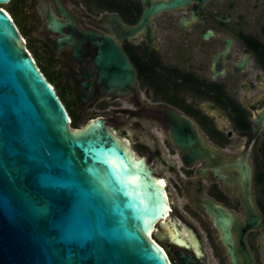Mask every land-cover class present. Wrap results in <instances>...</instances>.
Here are the masks:
<instances>
[{
	"label": "flooded vegetation",
	"instance_id": "flooded-vegetation-1",
	"mask_svg": "<svg viewBox=\"0 0 264 264\" xmlns=\"http://www.w3.org/2000/svg\"><path fill=\"white\" fill-rule=\"evenodd\" d=\"M170 1L119 0V37L109 11L90 0H10L3 9L65 108L69 128L101 119L153 169L167 214L149 234L170 264H180V250L198 264H231L206 200L233 217L237 260L245 264L248 254L264 264V0H186L146 15L150 5ZM106 37L132 67L122 89L107 91V72L97 62ZM174 134L194 144L181 146ZM197 149L212 156L183 160ZM255 217L257 225L244 231Z\"/></svg>",
	"mask_w": 264,
	"mask_h": 264
},
{
	"label": "water",
	"instance_id": "water-1",
	"mask_svg": "<svg viewBox=\"0 0 264 264\" xmlns=\"http://www.w3.org/2000/svg\"><path fill=\"white\" fill-rule=\"evenodd\" d=\"M10 0H0V5ZM186 0L158 2L146 15ZM119 37V15L106 14ZM97 62L107 72V91L130 83L133 71L115 40L106 37ZM69 116L0 7V264H170L149 230L165 216L167 198L153 169L136 158L101 119L70 129ZM181 146L194 142L173 135ZM212 153H183L191 163ZM243 204L250 203L244 171ZM205 211L220 230L231 264L233 217L211 200ZM259 217L247 220L244 231ZM247 256L245 264H253ZM180 264H198L175 252Z\"/></svg>",
	"mask_w": 264,
	"mask_h": 264
},
{
	"label": "trees",
	"instance_id": "trees-1",
	"mask_svg": "<svg viewBox=\"0 0 264 264\" xmlns=\"http://www.w3.org/2000/svg\"><path fill=\"white\" fill-rule=\"evenodd\" d=\"M93 2L109 12L119 13V0H93Z\"/></svg>",
	"mask_w": 264,
	"mask_h": 264
},
{
	"label": "rangeland",
	"instance_id": "rangeland-1",
	"mask_svg": "<svg viewBox=\"0 0 264 264\" xmlns=\"http://www.w3.org/2000/svg\"><path fill=\"white\" fill-rule=\"evenodd\" d=\"M90 1L93 2V0H90ZM1 6H3L4 9H7V8L9 7V3H8V4H3V5H1ZM93 7H94V6H93ZM9 14H10V13H9ZM14 15H15V14H14ZM15 17L17 18L16 15H15ZM84 121H85V120L83 119V122H84ZM140 138H141V139L143 140V142H144L145 144H147V145L149 146V148L151 149V143H150L148 137H147V136H142V135H140ZM126 143H127L128 147L131 145L129 141H126ZM132 143H133L132 145H136V144H137V141H136V138H135V137L132 138ZM138 153H139V155H142L141 152H138ZM144 153H145V152H144ZM172 159H174V158L172 157ZM158 170H160V168H159ZM166 174L168 175V172H166ZM177 201H178L179 205L183 202V200H182L181 198H178ZM161 237H165V236L162 235Z\"/></svg>",
	"mask_w": 264,
	"mask_h": 264
},
{
	"label": "bare ground",
	"instance_id": "bare-ground-1",
	"mask_svg": "<svg viewBox=\"0 0 264 264\" xmlns=\"http://www.w3.org/2000/svg\"><path fill=\"white\" fill-rule=\"evenodd\" d=\"M125 145H126V147H128L127 146V144H126V142L124 143ZM135 155V154H134ZM159 182H160V180H159ZM160 186H161V184H160ZM162 187V186H161ZM167 214V211H165V215ZM151 231L149 230V233H150Z\"/></svg>",
	"mask_w": 264,
	"mask_h": 264
},
{
	"label": "built area",
	"instance_id": "built-area-1",
	"mask_svg": "<svg viewBox=\"0 0 264 264\" xmlns=\"http://www.w3.org/2000/svg\"><path fill=\"white\" fill-rule=\"evenodd\" d=\"M5 11V10H4ZM6 12V11H5ZM7 13V12H6ZM8 14V13H7Z\"/></svg>",
	"mask_w": 264,
	"mask_h": 264
},
{
	"label": "clouds",
	"instance_id": "clouds-1",
	"mask_svg": "<svg viewBox=\"0 0 264 264\" xmlns=\"http://www.w3.org/2000/svg\"><path fill=\"white\" fill-rule=\"evenodd\" d=\"M3 9V8H2ZM4 10V9H3ZM9 15V14H8Z\"/></svg>",
	"mask_w": 264,
	"mask_h": 264
}]
</instances>
